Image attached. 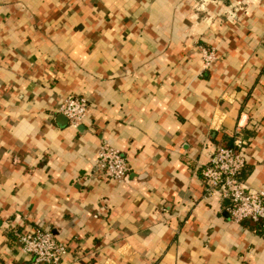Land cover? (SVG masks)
<instances>
[{
    "label": "crops",
    "instance_id": "obj_1",
    "mask_svg": "<svg viewBox=\"0 0 264 264\" xmlns=\"http://www.w3.org/2000/svg\"><path fill=\"white\" fill-rule=\"evenodd\" d=\"M236 140L264 192V0H0V264H33L31 229L69 246L60 264H264V226L206 193ZM104 143L124 182L98 170Z\"/></svg>",
    "mask_w": 264,
    "mask_h": 264
},
{
    "label": "built area",
    "instance_id": "obj_2",
    "mask_svg": "<svg viewBox=\"0 0 264 264\" xmlns=\"http://www.w3.org/2000/svg\"><path fill=\"white\" fill-rule=\"evenodd\" d=\"M206 68L215 61L214 54L203 49ZM59 113L70 125L77 128L89 112V101L84 96H68L63 100ZM246 143L236 140L233 147H220L211 157L202 175L208 196H219L230 201V218L235 223L251 221L264 226V192L250 190L242 181L248 164ZM97 168L109 180L124 182L129 175V162L124 154L109 143L100 147ZM18 243L33 264H60L69 253V246L58 241L49 230L31 229L18 235Z\"/></svg>",
    "mask_w": 264,
    "mask_h": 264
}]
</instances>
